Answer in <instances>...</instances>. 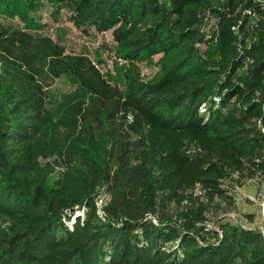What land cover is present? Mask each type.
Segmentation results:
<instances>
[{"label": "trees", "instance_id": "obj_1", "mask_svg": "<svg viewBox=\"0 0 264 264\" xmlns=\"http://www.w3.org/2000/svg\"><path fill=\"white\" fill-rule=\"evenodd\" d=\"M64 8L112 31L116 76L46 33ZM246 171L264 173V0H0V264H264L262 230L184 206Z\"/></svg>", "mask_w": 264, "mask_h": 264}, {"label": "rangeland", "instance_id": "obj_2", "mask_svg": "<svg viewBox=\"0 0 264 264\" xmlns=\"http://www.w3.org/2000/svg\"><path fill=\"white\" fill-rule=\"evenodd\" d=\"M161 1L167 4L170 0ZM71 15L72 12L67 8L61 10L58 20H54L50 12L47 13L44 18V22L48 25L46 33L65 45L68 53L87 52L103 73L116 76L117 67L122 64V61L117 60L114 54L115 42L112 31L97 33L90 28L92 34H85L84 30L72 23ZM13 20L15 23L19 22L16 18ZM205 30L206 33H209L212 30L211 25ZM59 36L62 37L61 40H59ZM163 61V53L139 61L142 78L145 81L152 80L160 70ZM74 88L75 86L66 76H61L52 82L50 97L55 98ZM221 187L224 189V193L217 194L210 200L205 190L198 186L193 194L194 199L186 200L184 206L200 202L208 203L204 222L207 229L220 230L221 223L230 222L245 228H256L264 233V173L257 172V174L249 176L247 171L243 175L235 172L222 181ZM103 200L105 199H99L100 205ZM176 210L177 206L174 203L168 206V211L171 213H175Z\"/></svg>", "mask_w": 264, "mask_h": 264}, {"label": "built area", "instance_id": "obj_3", "mask_svg": "<svg viewBox=\"0 0 264 264\" xmlns=\"http://www.w3.org/2000/svg\"><path fill=\"white\" fill-rule=\"evenodd\" d=\"M99 199H101V200H102V199H103V197H100ZM98 203H99V200H98ZM103 203H104V200H103ZM103 203L101 204V206L103 205ZM99 205H100V204H99Z\"/></svg>", "mask_w": 264, "mask_h": 264}, {"label": "bare ground", "instance_id": "obj_4", "mask_svg": "<svg viewBox=\"0 0 264 264\" xmlns=\"http://www.w3.org/2000/svg\"><path fill=\"white\" fill-rule=\"evenodd\" d=\"M264 215V214H263Z\"/></svg>", "mask_w": 264, "mask_h": 264}]
</instances>
